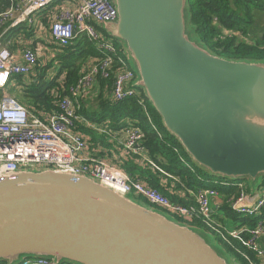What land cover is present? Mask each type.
<instances>
[{
	"label": "water",
	"instance_id": "obj_1",
	"mask_svg": "<svg viewBox=\"0 0 264 264\" xmlns=\"http://www.w3.org/2000/svg\"><path fill=\"white\" fill-rule=\"evenodd\" d=\"M103 24L135 63L136 88L187 155L213 177H264V63L212 54L187 30V0H114ZM87 176H0V261L229 264L199 234Z\"/></svg>",
	"mask_w": 264,
	"mask_h": 264
},
{
	"label": "built area",
	"instance_id": "obj_2",
	"mask_svg": "<svg viewBox=\"0 0 264 264\" xmlns=\"http://www.w3.org/2000/svg\"><path fill=\"white\" fill-rule=\"evenodd\" d=\"M9 8L0 13V176L27 170L53 169L75 176H87L115 190L121 195H134L178 218L182 223L192 225L201 221L205 231L217 234L225 243L230 238L242 240L249 235L244 245L255 251L264 264V177L258 186L248 180L215 177L209 179L212 186L199 190L193 196L196 206H184L174 203L147 180L132 176L125 166L133 162L141 167H149L168 179L178 182L171 174L158 167L149 157L144 146L145 135L134 126L112 130L107 124L89 120L82 110L87 109V100L98 96L92 91L98 84V77L108 79L114 76V83L109 95L112 103L118 104L128 99H138L144 104L143 92L136 88L137 80L130 58L123 45L114 38L106 39L97 27L117 18L114 0H8ZM55 5V6H54ZM54 6L47 27L49 39L56 46L66 47L79 35L85 34L98 43L101 58L93 59L82 70L78 81L68 89L69 94L56 104L57 109H27L15 96L9 93L14 85L11 77L35 76L39 62L44 61L40 52L50 51L47 46L31 47L32 41L21 34L5 40L10 32L21 25L34 30L35 35L43 34L46 29L41 18L44 12ZM15 40V41H14ZM16 44L15 49L12 45ZM51 56L54 55L51 53ZM92 132L99 138L95 142ZM176 153L180 151L175 149ZM180 160L188 166L180 155ZM182 188H185L182 185ZM229 193L225 194L218 189ZM168 192L189 200L184 190ZM220 201H216L217 198ZM227 203L230 212L242 220L251 217L256 224L250 227L239 221L235 231H229L224 225V218L219 212ZM225 213V212H224ZM243 255L249 264H257ZM18 264H73L56 262L49 258L27 257Z\"/></svg>",
	"mask_w": 264,
	"mask_h": 264
},
{
	"label": "trees",
	"instance_id": "obj_3",
	"mask_svg": "<svg viewBox=\"0 0 264 264\" xmlns=\"http://www.w3.org/2000/svg\"><path fill=\"white\" fill-rule=\"evenodd\" d=\"M9 6L10 2L8 0H0V13L6 11ZM54 6L45 11L44 16L41 18L42 24L46 28L49 26V17L54 11ZM187 10L189 11L190 27L194 30V35L198 38L199 44L203 48L216 56L230 61L264 63V30H261L262 37H260L255 30L253 32L252 26L254 23V29L257 28L256 17L260 19L264 15V0H188ZM215 20L218 23L215 24ZM97 28L106 39L112 38L103 29V26ZM222 29L242 32L244 35H248V38H252L254 42L238 41L236 37L221 38ZM18 34H21L24 39L32 40L31 47L33 49H37L40 44H43L50 50L45 53L44 61L39 62L36 67L35 76L11 77V80L17 86L22 87V91H16L10 85L9 93L15 96L20 104L27 109L45 108L48 111L56 110L57 102L69 94V87L78 81L82 75L83 68L93 59H99L103 56L98 49V43L90 40L85 34L76 37L70 45L61 47L56 46L49 39V33H47V37H39L37 34L35 35L34 30H30L26 25H21L12 30L5 40L13 39ZM11 47L15 49L16 44ZM51 53L54 55L53 57ZM114 80L113 75H110L108 79L98 77V84L92 91L93 94H98V99L95 98L94 101L90 99L87 102V109L82 110V113L93 122H109V124H106L112 130L128 128L130 125L141 129L145 135L143 144L148 150L150 159L158 167L178 180L177 182L170 179L177 189L184 190L187 193L192 191L197 194L199 190L212 186L208 183V180L215 177L207 172L209 176L206 180H196L194 174H202L205 171L196 165L190 169L180 160V155L185 159H191L180 142L165 129L162 117L144 93L143 105L135 98L118 104L110 101L109 95ZM96 100H98L99 104L92 106ZM97 139V137L93 136L95 142ZM175 149H178L180 153L177 154ZM128 167L136 168L134 165H129ZM128 172L132 176H139L147 180L152 187L170 198L172 202L187 207H197L194 197L189 195V193V200H184L177 194H171L161 188L157 179L146 177V173L135 174L129 170ZM181 184L185 188H182ZM218 190L225 194V199L228 198L230 192L220 187ZM223 211L228 216H232L235 220H239L250 227L256 224V220L251 217L242 220L238 215H233L227 203L224 204ZM192 225H196L200 229L205 228L204 224L199 220L193 222ZM215 235L222 245L224 254L231 259V263L249 264L247 259L241 255L248 254L249 258L254 260V262L262 264L257 253L244 245L249 235H243L242 240L230 238V243L223 242L219 235ZM0 264L7 263L0 261Z\"/></svg>",
	"mask_w": 264,
	"mask_h": 264
},
{
	"label": "rangeland",
	"instance_id": "obj_4",
	"mask_svg": "<svg viewBox=\"0 0 264 264\" xmlns=\"http://www.w3.org/2000/svg\"><path fill=\"white\" fill-rule=\"evenodd\" d=\"M256 21H257V23H256V27H257V28H255L254 30H255V32H256L260 37H262V31H261V30H262V29L264 30V15H262V17H261L260 19L256 17ZM45 28H46V27H45ZM250 30H251V29H250ZM47 31H48L47 28L44 29V30H43V34L46 35V34H47ZM253 32H254V31H253ZM188 34H189L191 40H194L193 36L190 35L189 30H188ZM248 37H249L248 35H244L243 33H240L239 38H238V41H243V42H247V43L254 42V40H252V38H248ZM115 40H116V39H115ZM31 41H32V40H31ZM116 41H117L118 44H121V45L125 46L124 43L121 42L120 40H116ZM40 45H42V44H40ZM45 51H46V50H43V51L40 52V55H41L42 58L44 57ZM127 55L129 56V53H128V52H127ZM129 58H130V56H129ZM130 59H131V58H130ZM132 67L136 70V66H135V63H134V62H132ZM136 71H137V70H136ZM28 80H30V79H28ZM28 80H27V81H28ZM14 84H15V86L12 85L11 88H14L16 91H22V87H21V86L19 87V86H17L16 83H14ZM95 98L98 99V96H96V97L91 96L90 98H88L87 102H88L90 99H92V100L94 101ZM97 104H99L98 100H96V101L92 104V106L97 105ZM86 106H88V104H87ZM97 123H98V122H97ZM99 124H103V123H99ZM91 135H92V136H95V137H97V138H99V134H98L97 132H92ZM178 156H179V155H178ZM174 157L176 158V156H174ZM184 159H185V158H184ZM185 160H186V163L188 164V166H187L186 164H184V163H183V164L186 165L187 167H189L190 169L194 168L195 165L198 166V165L192 160V158H191V160H189V159H185ZM129 165H134L136 168H134V167H133V168H130V167H128ZM125 167H126L125 169H126L127 171L129 170V171H131V172H133V173H135V174H143V173H146V174H148V175H151L154 179H157V181H158L160 187L163 188V189H165L167 192H168V189H171V188L174 186L173 181H170V179L166 178V177L163 176L161 173L157 172L156 170H154V169H152V168H149V167H141V166H139V165L134 164L133 162H129ZM198 167H199V166H198ZM208 176H209V175H208V173H207L206 171H205L204 173H202V174H194V177L196 178V180H197V179L206 180ZM261 178H262V177H259V178H258L257 182L255 183V186H258V185H259V183H260L261 180H262ZM182 185H183V184H182ZM175 190H179V189H177V187H176ZM128 197H129L130 199H132L134 202L139 203V204H141V205H143V206H146L147 208L152 209V210H154V211H156V212H158V213L164 215L165 217H167L168 219H170V220H172V221H174V222H176V223L182 224V222L179 221L178 218H175L174 216L170 215L169 213L165 212L164 210H162V209H160V208H158V207H155V206L150 205V204H149L148 202H146L144 199L139 198V197H136V196H134V195H129ZM216 201H220V198L218 197V198L216 199ZM219 214L223 216L225 226H226V228H227L229 231H235V230L239 227V220H235V218H233L232 216H228L227 214H225V213L222 212V211L219 212ZM199 234H200V235H201V236L207 241V243H208L209 245H211V246H212V247L218 252L219 255H221L222 257H224V258L228 261L229 264H233V263H231V259H230L228 256H226V255L224 254V251H223L222 245H221V243L218 241L217 236H216L215 234L209 233V232L205 231L204 229H201V230L199 231Z\"/></svg>",
	"mask_w": 264,
	"mask_h": 264
},
{
	"label": "flooded vegetation",
	"instance_id": "obj_5",
	"mask_svg": "<svg viewBox=\"0 0 264 264\" xmlns=\"http://www.w3.org/2000/svg\"><path fill=\"white\" fill-rule=\"evenodd\" d=\"M188 1V0H187ZM187 30H189V33L191 36H193L194 41H197L199 43L198 38L195 37L194 35V30L190 27L189 24V11L187 10ZM218 23L217 20H215V24ZM253 31H254V23H253ZM242 32H238V31H233V30H227V29H222V35L221 38H226V37H236L237 39L239 38V35Z\"/></svg>",
	"mask_w": 264,
	"mask_h": 264
},
{
	"label": "crops",
	"instance_id": "obj_6",
	"mask_svg": "<svg viewBox=\"0 0 264 264\" xmlns=\"http://www.w3.org/2000/svg\"><path fill=\"white\" fill-rule=\"evenodd\" d=\"M146 177L153 178L151 175L145 174ZM224 222V221H223ZM225 225V223H224ZM226 227V226H225Z\"/></svg>",
	"mask_w": 264,
	"mask_h": 264
}]
</instances>
